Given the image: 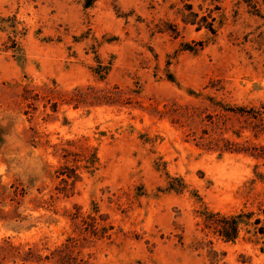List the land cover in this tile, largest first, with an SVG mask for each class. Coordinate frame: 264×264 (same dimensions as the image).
I'll list each match as a JSON object with an SVG mask.
<instances>
[{"label":"rangeland","instance_id":"374dc122","mask_svg":"<svg viewBox=\"0 0 264 264\" xmlns=\"http://www.w3.org/2000/svg\"><path fill=\"white\" fill-rule=\"evenodd\" d=\"M186 4L217 32L186 25ZM252 6L0 0V264H264L253 225L225 242L204 221L263 217Z\"/></svg>","mask_w":264,"mask_h":264},{"label":"trees","instance_id":"16d2710c","mask_svg":"<svg viewBox=\"0 0 264 264\" xmlns=\"http://www.w3.org/2000/svg\"><path fill=\"white\" fill-rule=\"evenodd\" d=\"M213 9H209L208 13L206 14H200L199 12L195 11L192 4H186L184 8L180 10L181 19L186 25H196L197 29L200 30L202 28L208 29L212 33L217 32V28L215 26V23L217 21V17L213 15ZM249 12L264 17V15L261 13L260 9L256 6H252L251 9H249ZM264 109V106H262ZM262 110H257L255 115V118L258 119V121L261 124H264V112H260ZM260 214L263 215V217H256L254 221H251V219L254 217L255 212L253 211H241L237 214H221L219 212L213 213L208 212L205 215V226L206 228L213 230L215 234H217L222 240L225 242H235L242 230V225H253L254 226V232L256 234L261 235L264 238V205L260 209ZM98 216L103 220L104 218L102 215L99 214V209L96 207L94 214H89V218L92 219V226H95L96 229L100 228L102 226V223L99 221ZM106 226L103 225L102 228H105ZM112 228L111 225L108 226L107 229ZM96 232V231H95ZM209 243L212 244L211 241ZM203 245V242H201ZM210 253L214 252L215 250L213 248H210Z\"/></svg>","mask_w":264,"mask_h":264}]
</instances>
